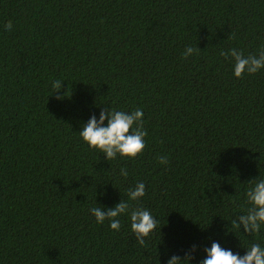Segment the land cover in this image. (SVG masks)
Instances as JSON below:
<instances>
[{
	"label": "trees",
	"instance_id": "obj_1",
	"mask_svg": "<svg viewBox=\"0 0 264 264\" xmlns=\"http://www.w3.org/2000/svg\"><path fill=\"white\" fill-rule=\"evenodd\" d=\"M188 46L199 54L182 59ZM262 46L264 0H0V264H167L192 245L199 264L212 242L264 247V225L232 227L264 179V69L236 78L220 55ZM103 107L142 108L137 157L81 140ZM138 182L130 204L158 221L147 247L127 215L115 231L90 213Z\"/></svg>",
	"mask_w": 264,
	"mask_h": 264
},
{
	"label": "clouds",
	"instance_id": "obj_2",
	"mask_svg": "<svg viewBox=\"0 0 264 264\" xmlns=\"http://www.w3.org/2000/svg\"><path fill=\"white\" fill-rule=\"evenodd\" d=\"M5 31L12 30V22L4 25ZM198 47L188 46L184 49L181 58L199 54ZM220 55L226 60L231 59L233 64V75L241 78L245 73L252 75L260 69H264V46L257 54L245 55L242 50L231 48L228 51H221ZM61 80L52 83L53 93L61 91ZM52 93V94H53ZM66 95H56L57 100H62ZM143 110L137 107L131 112L116 110L115 108L103 107L99 113V119L91 116L86 124L81 126L78 132L81 140L89 148L101 152L107 161L115 159L118 155L122 158H135L141 154L146 146L145 137L147 131L144 128ZM106 121V123H105ZM162 165L168 164V158H158ZM120 176L127 177L126 168L120 169ZM250 187L245 192L246 201L251 207L247 208L244 214L238 215L232 220V227L247 235L258 234L264 225V179L248 181ZM145 195V184L138 182L127 191V200H120L112 208L92 207L90 213L95 217L96 223L109 222L111 230L120 231L121 215H127L130 222V231L134 234L136 242L141 247H147L146 238L157 228L158 221L152 213L140 206L133 207L130 202L139 201ZM196 245L185 252L183 257L173 255L167 260V264H191ZM205 258L199 264H264V247L259 243H252L245 249L244 255L234 254L230 249H225L217 242H212L210 247L203 249Z\"/></svg>",
	"mask_w": 264,
	"mask_h": 264
}]
</instances>
